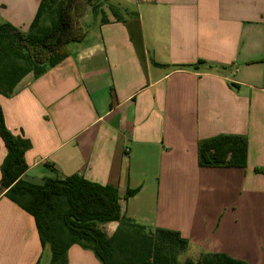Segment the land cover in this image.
<instances>
[{
  "label": "crops",
  "instance_id": "1",
  "mask_svg": "<svg viewBox=\"0 0 264 264\" xmlns=\"http://www.w3.org/2000/svg\"><path fill=\"white\" fill-rule=\"evenodd\" d=\"M121 1L126 16L105 7L106 20L89 6L69 55L0 95L7 126L32 143L23 177L115 185L127 218L180 231L188 256L264 264V0ZM40 3L0 0V23L28 30ZM219 135L246 138L245 165L199 164V142ZM7 152L0 135V180ZM49 251L35 218L0 195V264ZM68 264L103 263L74 244Z\"/></svg>",
  "mask_w": 264,
  "mask_h": 264
},
{
  "label": "trees",
  "instance_id": "2",
  "mask_svg": "<svg viewBox=\"0 0 264 264\" xmlns=\"http://www.w3.org/2000/svg\"><path fill=\"white\" fill-rule=\"evenodd\" d=\"M89 6L103 20L107 19L105 7L122 15L118 7L104 1L41 0L28 30L11 22L0 23V95L12 96L28 73L41 76L63 61L69 55V44L86 36L81 17ZM0 135L8 150L1 166L0 195L35 218L43 246L51 250L50 264H68V250L74 244L93 249L103 264H249L224 252L188 256L190 243L180 231L149 229L127 218L115 185L94 182L79 173L45 177L41 184L26 180L25 155L32 143L9 129L1 101ZM247 152L245 137L219 135L199 142V164L243 166ZM138 191L129 189L125 197ZM108 221L119 222L112 235L101 225Z\"/></svg>",
  "mask_w": 264,
  "mask_h": 264
},
{
  "label": "rangeland",
  "instance_id": "3",
  "mask_svg": "<svg viewBox=\"0 0 264 264\" xmlns=\"http://www.w3.org/2000/svg\"><path fill=\"white\" fill-rule=\"evenodd\" d=\"M97 1L98 2L104 1L106 3V5H108L110 3V4L114 5L115 7H119L123 11V15L125 14V16H126V14H127L121 0H97ZM105 223H107V222H102L101 225H103ZM50 262H51V252L49 251V252H46L41 264H50Z\"/></svg>",
  "mask_w": 264,
  "mask_h": 264
}]
</instances>
